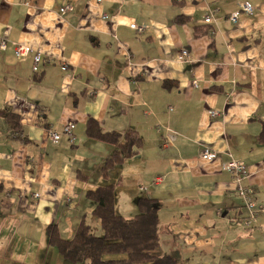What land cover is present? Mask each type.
<instances>
[{
  "label": "crops",
  "instance_id": "0c3cea01",
  "mask_svg": "<svg viewBox=\"0 0 264 264\" xmlns=\"http://www.w3.org/2000/svg\"><path fill=\"white\" fill-rule=\"evenodd\" d=\"M241 2L255 12L234 24ZM66 4L72 10L62 14ZM209 9L217 10L213 24L205 23ZM133 23L146 29L138 34ZM3 38L0 111L18 114L23 130L0 115V264H73L49 245L47 227L57 224L65 239L84 217L91 227L86 193L106 185H115L116 212L127 218L139 199L156 200L157 255L264 264V0H0ZM14 43L34 51L17 57ZM90 117L143 139L107 179L101 169L113 147L87 138ZM69 123L77 142L62 135L54 143L50 129ZM169 130L177 139L163 147ZM205 148L218 158L203 160ZM231 159L247 166L244 183L261 209L250 225L235 178L222 169Z\"/></svg>",
  "mask_w": 264,
  "mask_h": 264
},
{
  "label": "trees",
  "instance_id": "16d2710c",
  "mask_svg": "<svg viewBox=\"0 0 264 264\" xmlns=\"http://www.w3.org/2000/svg\"><path fill=\"white\" fill-rule=\"evenodd\" d=\"M186 20L188 19L185 17L178 18L179 22ZM164 87L172 88V85L164 82ZM0 115L6 118L13 131L23 130L18 114L11 110H1ZM38 124L48 127L43 122ZM85 133L87 138L113 147L101 169L105 179L108 178L111 170L133 158L143 147V139L137 131L129 130L123 133L105 131L102 124L92 117L88 119ZM259 139L264 143V125ZM86 197L95 205L92 214L98 219L103 235L95 234L85 217L81 219L70 239L62 237L57 224L49 225L48 243L65 260L74 264L84 262L87 264H177L174 257L159 256L155 253L161 241L156 200L139 199L138 213L132 218H127L116 212L115 185L89 190ZM107 256L121 257L109 259Z\"/></svg>",
  "mask_w": 264,
  "mask_h": 264
},
{
  "label": "built area",
  "instance_id": "2783aa9c",
  "mask_svg": "<svg viewBox=\"0 0 264 264\" xmlns=\"http://www.w3.org/2000/svg\"><path fill=\"white\" fill-rule=\"evenodd\" d=\"M29 1V0H27ZM181 1V0H176ZM72 10V6L69 4H66L62 7L61 13L65 14L66 12ZM217 10L209 9L208 15L205 17V23L206 24H213L215 22V14ZM255 12L254 6L250 2H241L239 4V8L236 12L232 13L229 16V20L236 24L239 21L241 14H248L253 15ZM103 19L108 20L109 17L107 15H103ZM130 28L134 31H136L138 34H142L143 31L146 29V26H140L135 23L130 24ZM15 48V55L17 57H27L33 53L34 50H32L30 47L21 44V43H14ZM0 48L2 50H6L8 48L7 39L3 38L1 40ZM190 58V51L187 48H183L178 55V60L182 63L188 62ZM43 60V53L41 51H38L34 54L33 58V70L35 73L39 72L40 64ZM62 69L64 71L68 70L67 65L63 66ZM193 86H198V81L193 82ZM209 115L211 117H217L219 115V112L217 110H211L209 111ZM75 129V125L73 123H69L66 126H64L63 131L59 132L58 130L50 129L49 135L54 143L58 144L59 141L62 138V135H68L70 137L71 143H76L77 138L73 136V130ZM177 139V133L169 130L168 134L166 135L163 143V147H169L174 144L175 140ZM201 158L205 161H212L216 160L218 158V153L210 148H205L202 152ZM222 169L225 172L230 173L232 176H234L236 184H237V193L238 195L243 199L245 207L248 210V218L246 221L247 225H250L252 222H254L261 209L257 204L256 198H255V190L252 186L245 185V181L249 178V171L247 169V166L241 162L236 161L234 159H231L230 161L222 164ZM36 197H39L40 194H36Z\"/></svg>",
  "mask_w": 264,
  "mask_h": 264
},
{
  "label": "rangeland",
  "instance_id": "374dc122",
  "mask_svg": "<svg viewBox=\"0 0 264 264\" xmlns=\"http://www.w3.org/2000/svg\"><path fill=\"white\" fill-rule=\"evenodd\" d=\"M146 195V194H145ZM89 220H90V222H91V230L95 233V234H97V235H99V236H101V235H103V232H102V228H101V225H97V222H99L98 221V219L96 218V217H91L90 216V218H89ZM100 224V223H99ZM156 252H158V251H156ZM121 256H107V258H109V259H116V258H120ZM74 264V263H73Z\"/></svg>",
  "mask_w": 264,
  "mask_h": 264
}]
</instances>
